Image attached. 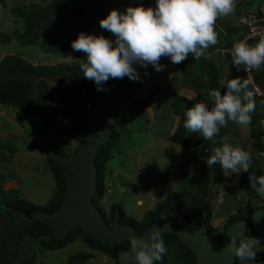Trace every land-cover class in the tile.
Segmentation results:
<instances>
[{"label":"rangeland","instance_id":"rangeland-1","mask_svg":"<svg viewBox=\"0 0 264 264\" xmlns=\"http://www.w3.org/2000/svg\"><path fill=\"white\" fill-rule=\"evenodd\" d=\"M48 1L50 0H0L1 4L4 5L0 4V31L4 32L3 29H8L10 31L16 30L18 35L22 33L21 19L17 17L16 13L24 12L27 15L30 14V18L34 19L36 32L40 38L39 40L36 39L35 45L32 47L21 46L18 42L15 43L14 46L7 49L12 55L34 65L43 64L48 67L60 65L65 60L57 57L63 52L47 54V50L50 51L54 48V42L59 36L58 33L62 35L65 33L63 36H67L71 34L72 30L70 29H73L76 24L79 25L78 30H80V33L81 30H84V34L91 35H102V32H105L108 33L105 37L114 39L111 33L100 28L99 21L96 20L101 19L102 12L108 10L113 5L114 0H80L79 2L83 3V8L88 14V17L80 19L76 15L73 17L65 7H62L64 14L59 13L56 15L53 8L47 13L45 6L48 5ZM261 1L258 0L260 3ZM125 2L126 4L122 2L123 6L119 4L114 8H119L121 12L124 11L125 5L129 3L128 0H125ZM45 14H47V18ZM6 21L8 26H5ZM10 31H5L4 33L15 37L14 33H8ZM39 51L46 52L42 53ZM40 60L49 62L45 64L42 61L40 62ZM169 61L167 57L161 59L160 63L165 68L160 72L155 71L151 65L147 69L136 65L135 67L141 77L137 83V91L124 97L127 103L114 97L111 99V107L118 109L116 111L118 113L117 120L126 124V131L119 135L117 142L111 148L114 156L106 165V192L101 199L99 198L95 202L98 209L102 210L106 215H109L113 206L118 204L124 209L127 218L133 219L140 224L149 212L165 203L166 200H169V203H174V197H176V195L172 197L174 193L180 194L178 195L180 197V210L185 209L188 213L198 201L201 192L200 172L196 168L197 165L195 163L186 161L185 155V151L193 149L192 145H188L184 149L182 146L175 145V143L169 141V137L174 133L180 120V116L172 113L173 109L170 102L172 98L166 95V91L168 89L172 94H178V84L170 85V80L172 82L178 81L179 84H185V80H188L186 76L180 80L178 72L175 70L177 67H174L176 64H172ZM215 63L212 61V64ZM201 64L212 65L209 61L205 64L201 62L198 65L200 66ZM189 66L192 70H189L188 76L194 77L196 69L193 71V65ZM72 67L73 69H70L66 65H61L56 68H58L57 70L61 73V76L68 75L72 70L76 76H80V79H78L80 82L81 72L78 67ZM206 67L210 72L211 66ZM25 69L28 70L27 68ZM25 69L22 68V74ZM145 71L148 73L147 76L144 75ZM6 75L10 76V73L8 68L3 65L0 68V78L3 79ZM221 77L222 75L220 74L219 78ZM29 81L33 86L32 95L34 99H40L42 104L45 102L43 93L46 91L39 89L41 82H46L49 90L58 86L57 82L54 83L53 80L42 77H36ZM117 81L122 84L123 78L117 79ZM155 84L160 86V91L156 100L145 108L148 120L143 122L142 120L132 121L130 115L127 114L129 111L128 103L134 97L139 99L145 96L149 91L148 89ZM247 90H250V88ZM77 98L79 97L75 94L67 98L65 106L70 108V116L79 115L81 112V105L80 102H77ZM255 105L259 110H264L262 100L258 99ZM0 108L16 110L5 105H0ZM73 108H76L77 114H73ZM255 115L260 118V114ZM13 116H15V122H13L11 113L9 115L6 112L5 116H0V206H3V203L11 202L12 196L18 197L19 195V198H22L32 206L47 208V203L55 193V183L53 175L47 169L46 158L53 153V147L58 148L56 150L65 155H68L71 150L73 151L79 138L76 135L72 138L76 122L73 119H69L70 117L68 119L48 117L38 112H28L27 116H23L18 112L17 116L16 114ZM80 116H82V112ZM19 123L24 127V134H22L23 131L19 130L20 127L18 130L16 129ZM250 134L251 126L248 130H245L239 125L229 122L228 126L221 128L219 135L214 136L211 140H205L199 132L193 138L198 141L203 138L202 140H204L205 144L212 143V149H214L220 146L221 136H228L230 137L228 142L233 146H240L250 152L252 157L256 156L259 162V169L264 170V152L260 153L259 156L253 150ZM194 150L199 154L205 152L203 147ZM203 160L205 161L206 159L203 158ZM253 170L256 176H258V173L260 174L257 168ZM223 181L221 192L218 195L216 192L217 185L209 184L211 188L209 189L208 187V195L210 196L209 223L211 234L213 233L212 236L224 230L228 222L238 217L246 218L251 209L262 205L261 201H257L256 195L249 188L246 187L245 189L244 179L241 174L232 173L227 176L223 174ZM2 190L12 191L9 193L8 199L5 198L4 200L2 198ZM244 208L245 211L241 212ZM7 226L13 232L12 225L7 224ZM0 229L2 230L1 227ZM16 241V237H11L8 242L6 251H8L9 255H13V244ZM0 243L1 245L3 244L2 241ZM85 250L87 249L80 239L68 243L61 249L50 251L41 248L37 241L32 238L25 237L20 242L18 254H16L13 262L14 264H24V260L27 257L29 264H65L71 256ZM238 261L240 264H264V262L260 261H241L239 259ZM87 264L115 263L113 260L96 252L92 253ZM118 264H128L124 254L120 255Z\"/></svg>","mask_w":264,"mask_h":264},{"label":"trees","instance_id":"trees-1","mask_svg":"<svg viewBox=\"0 0 264 264\" xmlns=\"http://www.w3.org/2000/svg\"><path fill=\"white\" fill-rule=\"evenodd\" d=\"M79 1L80 0H50L48 1V5L45 6V11L48 13L53 8V11H55L56 15H58L59 13L64 14L62 7H65L68 9V12L70 11L69 13L73 17L75 15L78 16L79 19L88 17V14L83 8L84 7L83 3ZM148 1L149 0H141L140 5L146 7L145 5ZM122 2L123 4H126L125 0L124 1L122 0L121 3ZM125 6L129 7V4ZM112 9L115 8L111 6L105 12L103 11L101 19L106 17L109 11ZM116 10L119 11V8ZM45 16L47 18V14H45ZM17 17L21 19V24L23 26V32L20 33L19 35L15 34L17 42L21 46H28V47L34 46L36 39L37 40L40 39L36 32V27H35L36 23L34 19L30 18V14L27 15L24 12L17 13ZM96 20L99 21L98 19ZM78 29H79V25L76 24V26L73 29H70L72 30L71 34H68L67 36H63L65 33L63 35L61 33H58L59 36L56 38V41L54 42V48L50 51L47 50V54H57L63 52V54L57 57L58 59L65 60L60 65H55L50 67L44 66L43 64L34 65L17 56H5L0 63V68L3 65H5V67L8 68V72L10 73V76L6 75L5 78L3 79L0 78V105L12 106L16 108L17 111L23 116H27L28 112H38L39 114L46 115L48 117L52 116L55 118H67V119L70 117L69 119H73L76 122L74 132H72V138L75 135L79 137V134L83 128V118L80 115L81 112H83L82 110L85 105L84 94L87 89L88 80L85 79L81 73V81L79 82L78 79H80V76L79 75L76 76L75 73L72 72V70L68 75L61 76V73L58 72L57 70L58 68L56 67L61 65H66L68 68L73 69L72 66H76L78 67L79 70L80 60L86 59L83 53L73 51L71 48V41L75 40L77 38V35L80 33V30ZM3 31L5 32V29H3ZM83 31L84 30H81L82 33ZM4 32L0 31V37H2L0 38L1 41H6L8 36ZM102 35L105 36L108 35V33L102 32ZM241 37H244V33L242 34ZM45 52L46 51L42 53ZM68 56L73 57V59L69 60ZM41 61L42 60H40V62ZM42 62L46 64L49 61H42ZM22 68L24 69L27 68L28 70L25 69V71L22 74ZM188 73L189 70H185L182 73L183 77L186 76L188 78V80H185L186 82L183 85L188 87L189 90L195 93L197 101H203L205 103H209L207 93L210 90L218 88L217 80L211 79L210 80L211 82L207 81L206 83L202 84L201 82L202 74H200L199 77L194 78L188 76ZM252 73H253L254 81L257 82L256 80L257 76L255 75V71L252 70ZM36 77H42L44 79L47 78L49 80H53L54 83L57 82L58 84L56 88L49 90L47 89L46 82L44 81L41 82L39 89L40 90L43 89L44 91H46L43 93V96L45 97L44 98L45 102H43V104L41 103L40 99L35 100L32 95L33 86L29 80ZM71 83L75 85L73 84L71 85ZM137 83L138 81H133L130 80L128 77H124L122 84L118 83V89L113 97L121 101L124 100V97L126 95H131L132 93H134V91H137L136 90ZM177 83L178 81L174 82V84ZM148 90L149 91L145 96L139 99L134 97V99L128 103L129 111L127 112V114L130 115V119L132 121L142 120L143 122L144 120L145 121L148 120L146 118L145 108L150 104H152L154 100H156L158 92L160 91V86L158 84H155L152 85ZM250 91H252V89ZM166 92H167L166 95H169V98H172L170 101L173 109L172 113L175 114L176 116H180V120L177 123L175 129L176 131L174 130V133L169 137V141L175 143V145L182 146L184 149H186L188 145H192L191 146L193 148L192 150L185 151L186 161L195 163L197 165L196 168L200 172L199 179H200L201 192L197 203L191 207L190 213H188V211L185 209L180 210L179 208L180 197L178 196L180 194L174 193L172 196L174 197V195H176V197H174L175 200L174 203L173 202L169 203V200H166L165 203L161 204L159 207L149 212L140 224H138L133 219L131 220L130 218H127L124 209L118 204L113 206L112 212L109 215L104 214L102 210L98 209L95 202L97 199L99 198L101 199L103 194L106 192V187H105V178L107 172L106 165L108 161L111 160L114 156L113 152L111 151V148L117 142L119 135H121L123 132L126 131L125 129L126 124L117 120L118 113L116 111L118 109L112 107L111 110L113 115V122L111 124L110 139L99 150V152L95 156L96 189L93 195L92 202L95 205V207L100 211L102 218L109 226L113 225L116 215L119 224H129L136 231L143 232L148 225L158 220L159 214L162 210L167 208H172L173 206H175L178 213L181 216L186 217L188 219L190 229L196 228L199 224L201 217L204 216L206 219L205 220L206 228L208 227V231L211 234V226L209 223L210 196L208 195L209 194L208 187L210 183H212V185L214 184L217 185V188L219 185L223 186L224 173L219 164L208 168L205 161L203 160V158L207 159V157L212 154L213 151L212 143L205 144L204 140H202L203 138L199 139V141L194 139L193 136L196 133H192L189 136V133L186 131V129L183 126L184 120L186 118L185 111L188 107L192 106L193 101L186 99L183 96L172 94V92H170V90L168 91V89ZM74 94L80 98V99L77 98L78 99L77 102H80L81 112L79 113V115L70 116L71 115L69 114L70 108H67L65 104L67 103V98ZM125 103L127 102L125 101ZM75 109L73 108L74 110L73 114H77ZM255 114H260V118L257 117ZM251 115H252V123L250 125L251 126L250 136L252 140L251 144L253 150L257 153L264 152V143L260 142V137L264 132V128H263L264 123H260V121L264 120V110L262 109L259 110L257 107H255V111ZM199 147H203L205 152L200 154L196 153L194 149H198ZM52 149H53L52 150L53 153L51 154V156H47L46 164L48 171L54 177L55 193L53 197L50 199V201L47 203L46 205L47 208L32 206L26 203L22 198H19V195L18 197L12 196L11 197L12 200L10 199L11 202L3 203V206H0V219H2L0 220V227L2 228V230L0 229V242L1 241L3 242L2 245L0 243V249H2L0 250V252H2L0 254V264H14L13 260L15 259L16 254H18L20 242L25 237L32 238L34 241H37L38 245L41 248L50 251L61 249L65 247L68 243L74 242L77 239L82 240L87 250L78 252L75 255L71 256L65 264H87V261L92 256V253H96V252L113 260L115 264H118L120 255L126 253L129 250L130 244L128 241L117 243L115 245L102 244L97 242L96 240H93L90 236L85 234L80 228H73L72 230L69 231L65 239L57 240L51 238L50 227L43 223L36 221L30 222L26 227L23 228L19 226L17 222L12 218V215L10 214L11 208H18L21 211L40 210L51 213L60 206L65 194V183L67 179V173L64 172L62 167L55 161L54 158L58 155L60 156H67V155L61 153L59 150H56L58 149L56 147H53ZM72 152L73 151L71 150V152L68 153V155L71 154ZM252 160H253L252 168L249 169V172L256 175L253 169L257 168V170L260 171V174L258 173V176H260L261 173H263L264 175V170H262L261 168L259 169V164H258L259 162L257 157L253 156ZM249 172H241L240 174L243 176V179L246 182V187L249 188L251 192H253L248 184ZM10 192L12 191L2 190L1 191L2 198L4 200L5 198L8 199ZM253 210L255 209H252L249 212ZM240 219H244V218L238 217L236 219H233L231 222H228L225 228L229 224ZM7 224L12 225L13 232H11ZM162 235L167 251L163 255L162 259L156 262V264H195L194 254L184 244H182L176 238V236H174L173 234H162ZM11 237L17 238V241L15 242V244H13L14 247L13 255L12 254L9 255L8 251H6V247H8V242L10 241ZM221 240H222V232H218L216 236H213L210 239V241L213 243L216 249L219 247ZM255 261H264V251L257 253ZM24 264H29L27 257L24 260ZM234 264H240L237 258H235Z\"/></svg>","mask_w":264,"mask_h":264},{"label":"clouds","instance_id":"clouds-1","mask_svg":"<svg viewBox=\"0 0 264 264\" xmlns=\"http://www.w3.org/2000/svg\"><path fill=\"white\" fill-rule=\"evenodd\" d=\"M113 2V8L122 5L120 0ZM235 6L236 0H155V7L129 6L122 12L112 9L99 20V26L111 33L114 39L81 32L71 41V48L86 58L79 64L82 76L93 81L98 91H107L103 84L110 78L128 77L139 81L141 77L136 65L143 69L151 65L160 72L165 68L160 63L164 57L177 65L189 55L195 60L208 58L206 50L218 43L217 19L234 14ZM68 59L73 57L68 56ZM231 63L238 70L243 67L246 72L260 70L264 65V37L255 45L243 41L234 43ZM144 75H148L147 71ZM220 86L226 91L221 94L217 89L210 90L207 93L209 103L189 97L193 104L185 111L183 125L189 134L199 132L205 140H211L229 122L245 130L250 128L251 114L256 105L254 91L247 90L249 82H242L239 77L226 78ZM229 139L228 136L220 137V146L215 147L205 160L207 167L219 164L226 176L249 172L253 163L251 153L240 146H233ZM260 153L263 152H258L259 156ZM249 179L259 193H264V175L256 176L249 172ZM221 187H216V192ZM128 240L130 247L124 253L128 264H156L167 251L159 229L149 231L147 238L130 235ZM259 245L256 237L246 236L242 230L228 236L226 250L241 261L255 262Z\"/></svg>","mask_w":264,"mask_h":264},{"label":"water","instance_id":"water-1","mask_svg":"<svg viewBox=\"0 0 264 264\" xmlns=\"http://www.w3.org/2000/svg\"><path fill=\"white\" fill-rule=\"evenodd\" d=\"M128 2L129 6L140 5V0ZM103 87L107 91H98L94 82L88 80L82 112L83 128L78 143L71 154L54 158L67 173L65 194L60 206L51 213L11 208L10 214L17 224L24 228L30 222L43 223L50 227L51 238L57 240L65 239L73 228H80L93 240L111 245L129 242L130 235L147 238V233L155 228L162 231V234L176 236L194 254L195 264H234L235 256L226 250L228 236L243 230L246 236H254L260 241L257 253L262 252L260 249H264V207L251 213L250 223L239 220L230 224L223 234L218 250L208 239L205 217H202L198 228L191 231L187 218L181 216L175 206L161 211L158 221L149 225L141 235L131 225L119 224L117 216L112 226L104 221L92 202L96 189L95 156L111 136V99L118 89V81L110 78ZM260 142L264 143V132ZM248 180L252 191L264 201V193H259L253 182ZM250 224L255 232L251 231Z\"/></svg>","mask_w":264,"mask_h":264},{"label":"crops","instance_id":"crops-1","mask_svg":"<svg viewBox=\"0 0 264 264\" xmlns=\"http://www.w3.org/2000/svg\"><path fill=\"white\" fill-rule=\"evenodd\" d=\"M146 7H155V0H149L146 5ZM260 6V2H258V0H236V6H235V12L232 15H229L228 17L225 18H219L216 21L215 24V30L218 34V43L214 46H210L206 52H207V56L208 58H200L199 60H195L191 55H189V57L183 61L180 64H176L177 67L175 68V70L178 72V78H180V80L183 78V72L185 70H190L191 67L189 65H193V71L195 70V74H194V78H197L200 76V74H202V84L206 83L207 81L211 82L210 80H217L218 83V90L221 92V94L224 93V91H226L225 88H223L221 85V80L222 79H231V78H235V77H239L241 79V81L243 82L244 80H246L243 76V72L242 69L240 68L239 70L231 63V55L227 54V53H223V50L226 48H233L234 43L236 42H240L241 41V36L244 33L243 27L240 25L239 23V18L241 16H243L245 13H253L255 11H257V8ZM17 14V13H16ZM13 21V20H12ZM5 26H8V22H5ZM5 31H10L8 29H6ZM16 30L14 31H10L8 33L12 34H16ZM14 35H9L7 36L6 41H1L0 39V63L1 61L4 59L5 56H14L12 55V53L10 51H8L7 49L14 46L15 43H17V39L16 37H13ZM2 38V37H0ZM257 43V41L255 40H249L247 42V44L249 45H255ZM211 62L212 61L215 64L212 65H198L201 62L203 64L207 63V62ZM170 62V61H169ZM233 65V66H232ZM179 66V69H178ZM206 66H211L210 68V72L208 71ZM189 67V68H188ZM192 70V69H191ZM255 71V75L256 77V86L260 89L261 92L264 93V65L261 66L260 70H254ZM180 72V73H179ZM220 74L222 75L221 78H219ZM221 79V80H220ZM170 85L174 84V82H172L170 80ZM178 84V91L179 93L177 95L183 96L186 99H189V97H195V93L191 90H189L188 87L184 86L183 83L182 84ZM250 90L252 89V87H250ZM253 92V90H252ZM253 99L256 103V101L258 99L262 100L264 103V98L263 97H258L256 96V94L253 92ZM197 101V100H196ZM2 106V105H1ZM11 108H14L12 106H10ZM16 109V108H15ZM10 113L12 114V119L13 122H15L14 118L16 114L17 116V109L14 111L13 109H4V108H0V116H5V114ZM21 123H19V125L17 126V130L19 128V130L23 131L22 134H24V127L22 125H20ZM16 125V124H15ZM23 128V129H22ZM260 262H264V261H260Z\"/></svg>","mask_w":264,"mask_h":264},{"label":"built area","instance_id":"built-area-1","mask_svg":"<svg viewBox=\"0 0 264 264\" xmlns=\"http://www.w3.org/2000/svg\"><path fill=\"white\" fill-rule=\"evenodd\" d=\"M239 23L245 31V35L241 41L247 43L249 40H255L258 42L262 37H264V0L261 1L257 11L241 16L239 18ZM223 52L231 55L232 48H226ZM241 68L246 80L249 82V85L252 87L255 94L257 96L264 97V93L256 86L252 71L246 72L243 67Z\"/></svg>","mask_w":264,"mask_h":264},{"label":"flooded vegetation","instance_id":"flooded-vegetation-1","mask_svg":"<svg viewBox=\"0 0 264 264\" xmlns=\"http://www.w3.org/2000/svg\"><path fill=\"white\" fill-rule=\"evenodd\" d=\"M243 182H244V187L246 188V182H245V181H243ZM248 184H249V181H248ZM220 192H221V188L217 190V195H218ZM256 198H257V201H261L262 205H261V206L258 205L259 207H258V206L254 207L253 209H255V210L258 209V208L264 207V201L262 202V200H260L257 196H256ZM248 200H249V198H248ZM248 200H247V201H248ZM167 209H171V208H167ZM244 209H245V208H244ZM164 210H165V209H164ZM251 210H252V209H251ZM162 211H163V210H162ZM252 212H253V211L249 212V215H248L246 218L241 219V220H245L246 222L250 223L249 220H250V215H251ZM159 215H160V214H159ZM202 217H204V216H202ZM202 217H201V219H202ZM185 218H186V217H185ZM158 219H159V218H158ZM201 219H200V221H201ZM187 220H188V219H187ZM205 220H206V219H205ZM157 221H158V220H157ZM200 221H199V224H200ZM237 221H238V220H237ZM155 222H156V221H155ZM155 222H154V223H155ZM188 222H189V221H188ZM152 224H153V223H152ZM199 224H198V226H199ZM121 225H122V224H121ZM150 225H151V224H150ZM111 226H112V225H111ZM148 226H149V225H148ZM148 226H147V227H148ZM198 226H197L196 228H194V229H191V231L196 230V229L198 228ZM147 227H146V228H147ZM146 228H145V229H146ZM250 228H251V231H252V232H255V231H254V228L252 227L251 224H250ZM145 229H144V230H145ZM225 230H226V228H225L224 230H221V231H220V232H222V236H223ZM207 231H208V230H207ZM137 232H138V231H137ZM143 232H144V231H143ZM143 232L139 231L138 233L141 235ZM208 232H209V231H208ZM215 235H217V233H215L214 236H215ZM208 236H209L208 239H209V241H210V239H211L213 236H212V234H210V232L208 233ZM221 241H222V240H221ZM210 242H211V241H210ZM211 243H212V242H211ZM212 244H213V243H212ZM214 248H215V247H214ZM218 248H219V247H218ZM218 248H217V249L215 248V249L218 250ZM194 260H195V257H194Z\"/></svg>","mask_w":264,"mask_h":264}]
</instances>
